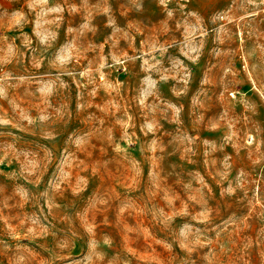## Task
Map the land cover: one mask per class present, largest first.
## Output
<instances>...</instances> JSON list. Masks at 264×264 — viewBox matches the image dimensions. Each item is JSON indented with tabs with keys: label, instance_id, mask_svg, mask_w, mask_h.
<instances>
[{
	"label": "rangeland",
	"instance_id": "obj_1",
	"mask_svg": "<svg viewBox=\"0 0 264 264\" xmlns=\"http://www.w3.org/2000/svg\"><path fill=\"white\" fill-rule=\"evenodd\" d=\"M0 264H264V0H0Z\"/></svg>",
	"mask_w": 264,
	"mask_h": 264
}]
</instances>
